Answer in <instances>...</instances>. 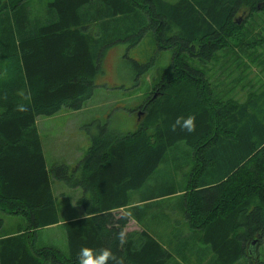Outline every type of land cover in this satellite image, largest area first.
<instances>
[{"label":"trees","instance_id":"16d2710c","mask_svg":"<svg viewBox=\"0 0 264 264\" xmlns=\"http://www.w3.org/2000/svg\"><path fill=\"white\" fill-rule=\"evenodd\" d=\"M29 4L0 0V264H79L85 247L97 257L110 249L115 259L107 264H264L246 253L264 234V87L220 102L205 73L264 0H49L41 13ZM146 30L158 49L171 50V61L140 105L137 128L121 135L102 126L74 166L47 169L36 117L80 109L102 72L104 49L135 44ZM257 40L241 45L264 41ZM189 115L194 132L172 130ZM164 160L180 170L172 208L189 229L166 246L151 233L158 223L171 225L167 215L157 217L159 204L142 206L141 217L144 208L126 209L142 220L138 231L123 230L128 216L114 213L135 194L156 197L144 192L153 172L166 187ZM53 180L80 189L83 216L59 220ZM4 215L21 217L17 232L1 234ZM55 225L65 251L39 238Z\"/></svg>","mask_w":264,"mask_h":264},{"label":"rangeland","instance_id":"374dc122","mask_svg":"<svg viewBox=\"0 0 264 264\" xmlns=\"http://www.w3.org/2000/svg\"><path fill=\"white\" fill-rule=\"evenodd\" d=\"M48 1L29 0V7L31 11L41 13ZM241 33L231 39L230 47L219 50L215 59L205 69L212 88V95L220 102L228 98L241 99L245 91H254L264 87V41L258 45H252L253 47L241 45V39H254V41H258L257 38L264 39V8L249 17ZM170 61L171 50L158 49L148 30L143 32L135 44L127 41L108 45L101 56L102 72L95 78L93 92L81 108L78 110L62 108L51 116L36 117L35 134L43 150L46 168L49 169L53 164L60 162L70 167L74 166L90 145L91 136L95 135L102 126L107 131H114L121 135L135 130L142 118L139 114L140 105L150 95L152 86L157 83L162 73L169 68ZM160 168L165 169L166 179H174V181L162 188L158 183V172H153L151 182L144 191L145 197H148L149 191L153 192V196L171 195L174 192L170 191L172 189L170 187L181 182L174 175L180 173L177 166H169L164 160ZM154 180L157 181V186L152 188L151 183ZM52 187L55 205L60 214V209L63 207L62 201L71 200L72 190H69L60 180H53ZM59 193L67 199L62 198L60 201ZM177 199L178 195H173L162 200V203L174 206ZM67 205L70 204L67 203ZM144 209L147 210V208ZM177 212L175 208L168 209V211L162 210L157 217L165 214L170 218L171 213L177 214ZM114 213L116 216L126 214L125 211L122 213L120 210ZM20 226H22L20 216L4 215L1 234L15 233ZM135 226L136 224L127 218L123 230L135 229ZM175 229L171 234L174 229H170L168 223L165 226L164 223H158L157 228L151 233L160 244L166 246V242L173 235H178L180 231L188 232L183 227ZM39 238L46 241L47 245L51 244L62 251L66 249L65 235L59 225L43 228L39 232ZM254 253L257 261L264 262V234L255 246ZM176 259L179 263L182 262L179 257ZM244 259L246 262L249 261L247 257Z\"/></svg>","mask_w":264,"mask_h":264},{"label":"crops","instance_id":"0c3cea01","mask_svg":"<svg viewBox=\"0 0 264 264\" xmlns=\"http://www.w3.org/2000/svg\"><path fill=\"white\" fill-rule=\"evenodd\" d=\"M41 150H42V148H41ZM42 155H43V158H44L43 150H42ZM44 163H45V160H44ZM172 163H174V162L171 161L169 163V166H171V165L175 166L176 165V162L174 164H172ZM190 166H191V164H187L186 167L184 168V170L189 169ZM174 175H175V178L178 181H180V177H179L178 173L174 174ZM172 181H174V179H166L165 178L163 180V182L166 183V184H168V183H170ZM175 182H177V181H175ZM154 183H155V180L153 181V183H151V187L152 188H155ZM69 190H72V197H71V200L69 202H67V200H63L62 201V198H66V197L64 195L60 194V193H59V197H58V199L60 201H62V205H63V207H61V209H60V214H59V211H58L59 220H62V221L83 216L82 209L75 202L76 198L81 193L80 189L78 187L77 188L75 187V188H71V189L69 188ZM173 195H178V192H176L174 194H171V195H165V194L164 195H158V196H156L154 198L147 199V200L145 198H143V197L140 198L138 194H135V195L132 196L133 199L131 201H129L126 206L118 208L117 210H120L122 213L125 211V213H126L125 215H127L126 209L128 207H136V208L138 207V208L142 209V206H145V205H147L149 203L152 204V205L157 203V204H159L157 208H162V210L168 211V209H170V210L173 209L172 208L173 205L172 204H170V205L169 204H164V203H162V200H164V199H166V198H168L170 196H173ZM67 203L70 204V205H67ZM157 208L154 207L151 212H157ZM143 210H145V209H143ZM143 210L138 209V211H137L138 215L140 217H141V215L143 213ZM158 212H160V211H158ZM127 216H128V219L131 220V222L136 224V226H135V229H129V230L126 229L125 231H138V230L143 228V224H142V220L141 219L138 220L137 218L133 217V215H131V214L127 215ZM169 220L171 221V225H169L170 229H174L175 227H179L178 225L174 224L173 221L175 220V221L180 223V227L181 228L183 227L184 230H188L189 231L188 227L185 224H183L184 220H183L182 215L179 212H177V214L176 213H171V217L169 218ZM3 224H4V222H3ZM2 227H3V225H2ZM7 235H10V234H7ZM250 258H253V257H250Z\"/></svg>","mask_w":264,"mask_h":264},{"label":"clouds","instance_id":"9594fccd","mask_svg":"<svg viewBox=\"0 0 264 264\" xmlns=\"http://www.w3.org/2000/svg\"><path fill=\"white\" fill-rule=\"evenodd\" d=\"M19 111H25L26 108L24 106H18ZM177 126L182 131H187L188 133H192L195 131V116L189 115L187 118L178 117L175 123L172 125V130L175 131ZM120 238L124 239V233L120 234ZM101 255L94 256L93 250L90 248H82L79 253V264H107L109 259H115L114 254L110 249H102L100 251ZM86 257V259H85Z\"/></svg>","mask_w":264,"mask_h":264},{"label":"water","instance_id":"95a60500","mask_svg":"<svg viewBox=\"0 0 264 264\" xmlns=\"http://www.w3.org/2000/svg\"><path fill=\"white\" fill-rule=\"evenodd\" d=\"M258 244L257 238L252 239L248 242L247 244V248H246V253L247 255H252L253 258L255 257V253H254V248L255 246Z\"/></svg>","mask_w":264,"mask_h":264},{"label":"flooded vegetation","instance_id":"af4514ba","mask_svg":"<svg viewBox=\"0 0 264 264\" xmlns=\"http://www.w3.org/2000/svg\"><path fill=\"white\" fill-rule=\"evenodd\" d=\"M137 115H138V113H137Z\"/></svg>","mask_w":264,"mask_h":264}]
</instances>
